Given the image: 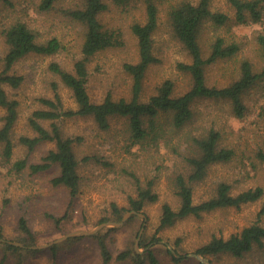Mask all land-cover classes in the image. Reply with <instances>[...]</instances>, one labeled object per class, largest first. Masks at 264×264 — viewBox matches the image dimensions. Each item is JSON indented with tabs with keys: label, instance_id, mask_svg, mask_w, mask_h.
Masks as SVG:
<instances>
[{
	"label": "rangeland",
	"instance_id": "374dc122",
	"mask_svg": "<svg viewBox=\"0 0 264 264\" xmlns=\"http://www.w3.org/2000/svg\"><path fill=\"white\" fill-rule=\"evenodd\" d=\"M38 1L12 0L14 5L9 6L5 0H0V20L22 17L35 29L38 42L42 43L51 36H57L62 43V48L54 54L31 52L19 59L12 72L23 75V82L17 88L5 86L9 96L19 100V105L18 119L12 134L15 143L13 155L7 164L0 157V241H11L25 246L20 242L24 233L18 223L24 216L37 237V244L31 246L40 248L37 253L29 255L24 264H51L50 245L38 247L39 245L63 237L69 232L92 231L103 222L121 221L127 211L121 220L101 219L111 215L113 202L118 206L129 205V195L136 194L135 178L131 176V172L139 177L142 185H147L153 179V189L159 194L158 200L145 204L141 211L145 216L136 213L139 216L136 219L128 220L130 216L121 225H104L94 233L116 227L107 234V242L113 254L110 264H134L130 258L117 259V254L127 246L143 252L145 249L140 246L141 239L150 237L157 231L162 204L168 202L173 207L179 206L180 197L176 192L175 175L179 172L185 175L189 173L186 157L192 154L191 147L186 142V133L192 129L198 134L202 128L208 129L213 124V119L216 128L226 131L223 143L237 144V154L228 162L211 165L205 178L194 183V201L200 202L213 195L221 181L230 183L233 193L256 185L264 187V163L255 156L256 146L264 144V119L250 115L245 121L239 120L231 115L229 102L209 99H200L195 103V118L189 126L174 129L171 125H166L169 143L161 144L158 150L151 145L146 148L138 145L130 147L128 119L124 116H113L108 129L99 128L92 116L74 115L61 118L59 124L64 136L81 137V140L74 143L81 175L79 192L74 199H71L64 187L52 184V177L58 173L57 165L41 173L32 174L29 166L17 174L10 172L17 159L27 158L29 163L40 161L49 149L55 147L54 141L46 140L35 149L29 150L19 139L21 135L36 134L29 124V117L35 109L45 107L41 97H53L54 82L64 106L77 108L71 89L49 66L52 62H58L63 68L73 70L75 61L82 57L80 48L83 25L63 12L66 7H76L81 0H59L56 8L48 12L35 9ZM179 1L181 0H165L161 4L159 25L154 34L155 52L160 60L151 64L146 72L142 90L144 100L156 93L165 79L174 82L176 95L191 86L190 75L177 67L179 61H190V56L173 36L167 13V9ZM212 8L227 12L230 19L220 26L211 21L204 23L201 32L204 49H209L217 34L243 40L237 55L219 60L206 68L208 83L222 85L239 75L240 62L244 57H249L257 66L263 64L264 55L256 42L254 31L264 25L237 23L235 11L227 0H212ZM144 11L143 5L128 11L113 5L104 13L105 23L120 27L123 31V43L100 51L89 59L87 87L93 100H102L108 92L115 99L121 96L130 97L132 77L125 71L123 64L137 60V39L131 31V24L136 20L144 21ZM6 50L7 44L0 32V71L4 67ZM253 99L252 97L250 101L252 105ZM5 110L0 105V126ZM161 119L165 120V117ZM44 125L49 127L50 121L45 120ZM104 161L111 164H105ZM263 202L264 195L256 201L244 203L239 208H220L206 212L201 217L190 215L182 218L174 225L158 230L157 234L167 245H157L155 250L165 264H199L193 259L195 257L203 262L193 255L198 246L207 242L213 234L227 237L258 220V212ZM64 215L67 217H63ZM56 217H63L59 226L55 222ZM259 222L264 224V215ZM94 233L72 235L82 237L69 243L64 241L71 236L58 241L57 244H61L58 248L59 262L101 264L100 247ZM168 248L179 249V255L187 254L191 258L176 261ZM1 254L0 251V256ZM202 257L209 259L211 264H264V245L255 246L242 257L231 254ZM5 264H15V257L10 255Z\"/></svg>",
	"mask_w": 264,
	"mask_h": 264
},
{
	"label": "trees",
	"instance_id": "16d2710c",
	"mask_svg": "<svg viewBox=\"0 0 264 264\" xmlns=\"http://www.w3.org/2000/svg\"><path fill=\"white\" fill-rule=\"evenodd\" d=\"M59 0H39L35 9L48 12L56 8ZM235 11V21L240 24L264 25V0H227ZM165 0H81L76 7H66L63 12L66 16L83 25L84 33L81 43L82 57L74 63L73 70L63 68L58 62H52L50 69L57 74L60 80L67 85L77 102V108H66L61 95L57 91L56 82L53 83V97H41L45 107L35 109L29 117V124L36 132L33 136L21 135L20 142L33 150L46 140L55 142V147L47 151L40 161L29 163L27 158H20L13 162L10 172L19 173L27 166L31 173H41L54 165L58 166V173L52 177L55 186L64 187L71 196L77 197L80 186V161L74 149V143L81 140L80 136H64L60 127V119L74 115L92 116L101 129L111 126L113 116H124L128 119V134L130 144L146 148L155 146L158 150L161 144L169 143L166 125L174 129L189 126L195 118L194 105L200 99L223 100L230 103L231 115L239 120L256 115L264 119V62L257 66L249 57L240 62L239 75L222 85L209 84L206 68L222 59H229L237 55L243 45V40L229 38L217 34L211 41L209 49H204L201 43V32L204 23L211 21L220 26L230 19L224 11L214 10L212 0H181L172 4L167 13L169 16L173 36L183 45L190 56V61H179L177 67L187 72L191 77V86L181 94H174V82L165 79L158 87L156 93L148 99H142L144 77L150 65L160 59L155 52L154 34L159 25L160 7ZM13 6L12 0H5ZM115 5L121 10H130L144 6L145 20H136L131 24V31L137 39V60L126 61L123 64L125 71L132 77L130 97L121 96L113 98L111 92L100 101L93 100L88 91L89 69L88 61L96 53L123 43V31L120 27L109 26L105 23L103 15ZM132 7V8H131ZM0 32L7 44L4 55V67L0 71V105L5 114L0 126V157L3 163L11 159L14 149L13 129L18 119L19 100L11 98L5 86L17 88L24 80L23 75L12 72L15 63L31 52L54 54L62 48L57 36H51L44 42H38L35 29L22 17L0 20ZM254 37L264 55V27L254 31ZM253 99V105L251 99ZM165 117V120L161 119ZM49 120L50 126L44 125ZM247 122V121H246ZM255 122H258L255 121ZM213 124L207 129L202 128L197 134L191 129L186 134V142L191 147L190 155L186 160L189 164V173L179 172L175 175L177 194L180 204L173 207L164 202L157 231L150 237H142L140 246L143 252H138L133 246L121 250L117 259L130 258L134 264H165L156 252L157 245H167L158 230L174 225L178 220L193 215L201 217L206 212L226 207H241L244 203L256 201L264 195V187L256 185L243 189L237 193L232 192L230 183L221 181L217 184L215 193L210 197L194 201V183L202 180L208 173L211 165L225 163L237 154L236 143H223L226 131ZM177 149L175 148V151ZM255 156L264 163V144L257 145ZM89 159V157H85ZM105 164H111L104 161ZM135 195H129L128 206L111 204L112 213L101 221L110 219L121 220L123 214L129 210L143 211L147 202L157 201L159 194L153 189V179L147 185H142L135 173ZM258 220L244 226L240 231L225 237L213 234L205 243L195 249V253L202 256H219L231 254L242 257L255 246L264 245V224L259 219L264 215V202L258 212ZM64 215L63 217H65ZM63 217H56L57 226ZM67 217V216H66ZM134 213L128 220L138 218ZM19 228L24 233L22 240L25 246L14 244L11 241H0V264H5L10 255L15 257V264H24L31 254L37 253L40 248L32 247L37 244V237L29 226L27 219H19ZM141 224V223H140ZM139 224V225H140ZM142 226V225H141ZM116 227H108L106 231L93 234L98 240L102 263L110 264L113 254L107 242L108 231ZM138 233V231H137ZM1 237V235H0ZM82 236H71L64 243L80 239ZM164 243V244H163ZM61 244L54 243L49 246L52 252L51 264H61L58 257V248ZM176 261L190 259L187 254L179 255L180 251L167 249ZM199 264L203 262L197 260Z\"/></svg>",
	"mask_w": 264,
	"mask_h": 264
},
{
	"label": "water",
	"instance_id": "95a60500",
	"mask_svg": "<svg viewBox=\"0 0 264 264\" xmlns=\"http://www.w3.org/2000/svg\"><path fill=\"white\" fill-rule=\"evenodd\" d=\"M134 213H138V214H140V215H142V216H145V214L142 213V212H138V211H136V210H130V211H127V212H126V214L124 215V217H123V219H122L121 221H108V222H103V223H101L96 229H93L92 231L81 230V231L69 232V233L65 234L63 237H60V238H58V239H55V240H53V241H51V242H49V243H46V244H43V245H39L38 247H45V246L51 245V244H53V243H57L58 241H61L62 239H65V238H67V237H69V236H72V235H77V234H79V233H80V234H82V233H85V234L94 233L95 231L99 230V229H100L102 226H104V225H111V224H112V225H121L125 220H127V219H128L132 214H134ZM141 232H142V231H140V233H139V238H140ZM138 244H139V241H137V245H136L137 248H138ZM138 252H140V251H138ZM193 255L199 257L200 259H202V261H203L205 264H211L209 259H207V258H203L201 255H199V254H197V253H194Z\"/></svg>",
	"mask_w": 264,
	"mask_h": 264
}]
</instances>
